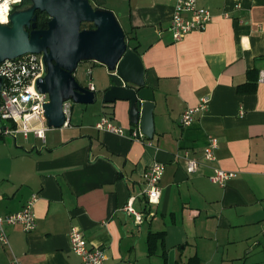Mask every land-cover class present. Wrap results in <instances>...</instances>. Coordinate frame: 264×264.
Returning <instances> with one entry per match:
<instances>
[{
    "label": "crops",
    "instance_id": "1",
    "mask_svg": "<svg viewBox=\"0 0 264 264\" xmlns=\"http://www.w3.org/2000/svg\"><path fill=\"white\" fill-rule=\"evenodd\" d=\"M197 2L213 19L175 42L176 0H91L118 17L141 56L155 93L154 136L135 139L129 103L107 104L102 96L71 107L67 124L48 126L44 140L33 133L13 143L1 137L0 212L21 211L34 194L38 200L36 230L7 227L10 245L0 243V264H78L74 227L105 249L107 264H129L133 255L139 264L144 245L164 264H264V0ZM94 69L91 84L104 95L115 72ZM203 99L207 110L182 125L183 113ZM104 117L123 134L97 129ZM211 137L219 140L214 163L203 160ZM186 153L200 162L197 172L188 173ZM155 161L165 172L160 204L150 208L143 174ZM216 167L236 177L215 184ZM131 197L137 211L154 212L141 226L123 211ZM150 233H162L152 255Z\"/></svg>",
    "mask_w": 264,
    "mask_h": 264
},
{
    "label": "water",
    "instance_id": "2",
    "mask_svg": "<svg viewBox=\"0 0 264 264\" xmlns=\"http://www.w3.org/2000/svg\"><path fill=\"white\" fill-rule=\"evenodd\" d=\"M27 1L12 11L9 25L0 24V64L28 53L42 54L44 72L35 87L49 96L44 104L48 126H65V102H97L98 92L82 86L74 75L80 63L94 61L115 72V83L105 91L103 102H128L131 123L152 139L155 93L146 86L141 56L129 47L118 17L94 7L91 0ZM38 13L49 17L46 29L38 28ZM83 24L94 28L83 29Z\"/></svg>",
    "mask_w": 264,
    "mask_h": 264
},
{
    "label": "built area",
    "instance_id": "3",
    "mask_svg": "<svg viewBox=\"0 0 264 264\" xmlns=\"http://www.w3.org/2000/svg\"><path fill=\"white\" fill-rule=\"evenodd\" d=\"M24 0H0V24L9 25L10 15L14 9L20 7ZM227 16V15H225ZM213 19L211 11L207 8L199 6L197 0H176L173 15L170 23V31L175 42L183 40L187 35L193 32L204 31ZM43 56L42 54L28 53L17 57L13 60H6L0 64V79L2 85L0 87V120L8 121L12 127H1V137H12L16 140V135L22 133L27 137L33 133L40 139H45V130L48 128L47 119L44 113V104L49 102L47 94H41L36 90V81L43 76ZM91 77V72H88ZM264 79V73H262ZM89 89L95 91L93 84ZM65 102L63 105L66 115V123L71 112V105ZM208 99H203L197 107L188 108L182 116V125L189 126L194 116L206 111L208 108ZM243 113V112H242ZM99 130L109 131L122 135L123 129L115 126L109 118L104 117L100 123L96 125ZM133 137L138 140H145L142 132L137 129L133 132ZM152 144L148 142V146ZM219 147V140L216 137L209 139V144L204 150V162L214 163L217 161L216 150ZM188 173L197 172L200 162L190 159L185 154ZM165 172V165L159 161H155L149 169L143 174L145 188L143 196L147 201L148 207L158 206L161 199L160 183ZM236 177V173L214 168L213 174L210 176L211 182L225 186L229 180ZM134 197H131L123 211L134 219L137 226L143 225L147 219L154 215L149 212L145 215L134 208ZM3 196L0 193V203ZM38 200V196L34 194L26 203L24 208L16 213L2 214L0 212V243L8 246L9 238L7 235V227L20 226L26 233H32L37 228L34 207ZM71 250L80 258L78 264H107V253L105 249L91 245L84 234L78 228H72L69 233ZM13 264H21L17 259ZM132 264V263H129Z\"/></svg>",
    "mask_w": 264,
    "mask_h": 264
},
{
    "label": "rangeland",
    "instance_id": "4",
    "mask_svg": "<svg viewBox=\"0 0 264 264\" xmlns=\"http://www.w3.org/2000/svg\"><path fill=\"white\" fill-rule=\"evenodd\" d=\"M100 63L94 62V61H88V62H82L79 64L77 71L75 72V78L77 79V81L84 87H88L91 82H93L96 78H97V71L94 69L95 65H99ZM88 72L92 73V77H90L88 75ZM109 72V70H108ZM102 91H98V100L102 101ZM71 107H79V104H75L73 101L69 102ZM72 111V109H71ZM12 127L11 123L8 121H1L0 120V128L1 127ZM24 134L19 133L16 135V138H18V140H23ZM33 135L30 134V138H32ZM6 138L7 141H14V138L12 137H4ZM145 230L147 229V226L143 227ZM137 229H135L136 231ZM144 251H140V255L141 256V261L139 262V264H164V260L161 258L160 254L157 255H153L151 257H148L146 255L147 253V247L144 245ZM135 256L133 255L132 257V264L135 263Z\"/></svg>",
    "mask_w": 264,
    "mask_h": 264
},
{
    "label": "trees",
    "instance_id": "5",
    "mask_svg": "<svg viewBox=\"0 0 264 264\" xmlns=\"http://www.w3.org/2000/svg\"><path fill=\"white\" fill-rule=\"evenodd\" d=\"M26 1L27 0H24L23 3L26 2ZM23 3L21 4L20 7H22ZM48 22H49V17L45 13H43V14L38 13V28L39 29H46L47 26H48ZM82 27H83V29H86V28L92 29V28H94V26L91 25V24H83ZM113 79L115 81L116 77L113 76ZM161 236H162V233H150V235H149V247H150V252H151L150 254L151 255L154 252L155 243L158 240V237H161Z\"/></svg>",
    "mask_w": 264,
    "mask_h": 264
},
{
    "label": "flooded vegetation",
    "instance_id": "6",
    "mask_svg": "<svg viewBox=\"0 0 264 264\" xmlns=\"http://www.w3.org/2000/svg\"><path fill=\"white\" fill-rule=\"evenodd\" d=\"M28 3H29L28 1L24 2L22 6H25V5H27Z\"/></svg>",
    "mask_w": 264,
    "mask_h": 264
}]
</instances>
